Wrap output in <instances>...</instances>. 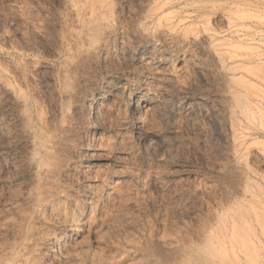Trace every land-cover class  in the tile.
<instances>
[{"label":"rangeland","instance_id":"rangeland-1","mask_svg":"<svg viewBox=\"0 0 264 264\" xmlns=\"http://www.w3.org/2000/svg\"><path fill=\"white\" fill-rule=\"evenodd\" d=\"M33 261L264 264V0H0V264Z\"/></svg>","mask_w":264,"mask_h":264},{"label":"bare ground","instance_id":"bare-ground-1","mask_svg":"<svg viewBox=\"0 0 264 264\" xmlns=\"http://www.w3.org/2000/svg\"><path fill=\"white\" fill-rule=\"evenodd\" d=\"M72 5L76 6L79 10L81 7H84V4H80L76 2H73ZM93 27V26H92ZM179 38V37H178ZM151 58V57H150ZM159 59V58H158ZM92 99V98H91ZM95 99V98H94ZM97 103V102H96ZM134 107H141L140 99L134 100ZM142 110V109H141ZM131 112V111H130ZM133 112V111H132ZM134 113V112H133ZM132 113V114H133ZM66 222L68 223L69 228H72L74 226L73 219L69 218V220L66 219ZM44 240V239H43ZM53 241V240H52ZM47 244V243H46ZM16 257V255H15ZM41 261V260H40ZM40 261H33L32 264H43ZM7 264V263H6Z\"/></svg>","mask_w":264,"mask_h":264}]
</instances>
